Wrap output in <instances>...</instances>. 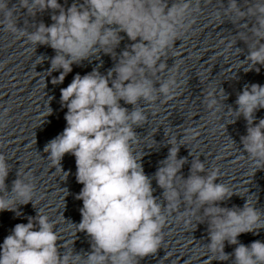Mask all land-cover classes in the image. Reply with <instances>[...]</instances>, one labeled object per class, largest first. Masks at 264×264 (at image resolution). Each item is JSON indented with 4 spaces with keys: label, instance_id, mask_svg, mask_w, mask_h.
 Masks as SVG:
<instances>
[{
    "label": "clouds",
    "instance_id": "9594fccd",
    "mask_svg": "<svg viewBox=\"0 0 264 264\" xmlns=\"http://www.w3.org/2000/svg\"><path fill=\"white\" fill-rule=\"evenodd\" d=\"M200 3L201 0H82L65 8L58 0H19L18 7H9V0H0V27L5 32L18 39L26 37L32 46L47 45L55 51L48 71L60 74L53 78V84H62L73 65L91 62L101 53L115 61L106 74L98 69L83 76L77 73L61 89V105L67 109L66 127L44 148L51 166L64 173L63 179L69 175L61 167L63 157H75L76 179L83 185L76 196L83 201V207L75 232L87 234L91 250L86 254L75 252L73 240L65 243L61 252L55 222L38 211L35 217H28L27 223H17L4 238L0 264H139L162 247L168 218L177 213L176 218L190 231L196 224L207 223L210 242L204 247L210 262L231 259L232 264H264V242L255 240L245 245L238 240L241 234H258L264 229V211L249 199L242 208L222 207L231 196L241 194L217 183L218 168L201 175L206 168L197 158L184 178L180 172L187 161L177 158L179 147L175 146V138L171 139L168 156L154 176L163 190L160 200L154 196L152 178L145 174L141 163V138L135 128L147 124V111L161 97L162 103L175 99L177 89L186 83L178 81L180 64L169 68L167 61L178 55L177 41L186 39L192 30ZM19 8L26 9L27 17L51 10L53 23L45 25L41 21L35 31L28 32L18 27ZM223 17L246 27L237 35L249 48V70L259 72L256 65L264 66V0H251L243 8L238 0H228L223 14L215 19L222 21ZM121 33L131 43L117 55L116 49L124 39ZM39 60L42 62L43 57ZM166 71L167 77L161 78ZM218 96L215 88L205 92L212 116L220 110ZM121 101L131 105V110ZM235 103L234 113L247 122V135L241 137L243 150L255 171L264 169V118L255 122V113L264 109V85H246ZM51 113L49 107L44 118ZM198 134L194 129L186 130L193 139ZM9 171L6 157L0 153V212L13 211L19 216L18 205L32 203L35 207L36 185L32 174L18 171L9 192L5 183ZM225 242L235 245L233 253L225 252Z\"/></svg>",
    "mask_w": 264,
    "mask_h": 264
},
{
    "label": "water",
    "instance_id": "95a60500",
    "mask_svg": "<svg viewBox=\"0 0 264 264\" xmlns=\"http://www.w3.org/2000/svg\"><path fill=\"white\" fill-rule=\"evenodd\" d=\"M250 2L238 0L242 8ZM227 3L228 0H201L195 25L186 39L177 41L178 55L167 61L169 68L174 63L180 64L178 81H186L177 89L175 99L168 103L189 174L193 160L198 158L206 168L201 175L218 168L217 183L246 194H234L222 207L242 208L249 199L264 211V169L255 171L247 158L241 143V137L247 135V122L233 111L237 108V96L246 85H264V66L256 65L259 72L255 68L249 70V48L237 35L247 30L243 24H233L228 17L222 21L215 19L223 14ZM161 75L166 78L168 72ZM211 88L219 92L220 110L215 116L210 115L205 101V92ZM255 116L258 123L264 118V109H259ZM187 129L198 131V136L193 139L186 135ZM238 240L245 245L255 240L264 242V229L258 234H241ZM234 248L235 245L225 242L226 253H233ZM217 264H232V260L217 261Z\"/></svg>",
    "mask_w": 264,
    "mask_h": 264
}]
</instances>
